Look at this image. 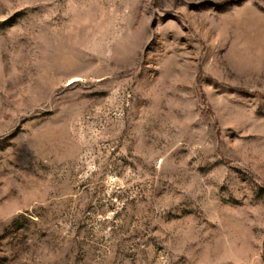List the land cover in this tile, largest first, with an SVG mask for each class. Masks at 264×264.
<instances>
[{"label":"rangeland","instance_id":"1","mask_svg":"<svg viewBox=\"0 0 264 264\" xmlns=\"http://www.w3.org/2000/svg\"><path fill=\"white\" fill-rule=\"evenodd\" d=\"M0 264H264V0H0Z\"/></svg>","mask_w":264,"mask_h":264}]
</instances>
